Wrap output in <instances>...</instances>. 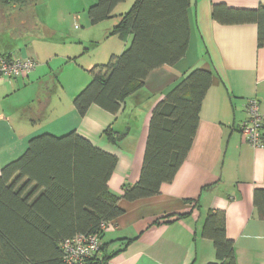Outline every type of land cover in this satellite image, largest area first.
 <instances>
[{"label": "crops", "instance_id": "0c3cea01", "mask_svg": "<svg viewBox=\"0 0 264 264\" xmlns=\"http://www.w3.org/2000/svg\"><path fill=\"white\" fill-rule=\"evenodd\" d=\"M38 4L18 6L0 0V56L38 61L27 78H0V173L25 153L32 138L46 133L61 137L76 130L91 142L95 143L91 138L103 140L107 152L118 157L109 188L120 197L124 184L134 185L140 180L153 108L192 70H209L213 83L203 100L186 160L158 195L133 202L120 199L125 213L111 222L103 242H113L109 252L123 251L109 264L217 262L213 242L201 236L210 209L226 213V233L235 243L237 264H264V220L254 205L255 191L264 189V148H253L240 133L241 124L248 119L250 99L258 100L264 115V46L258 45L257 24L223 25L212 18L213 5L256 9L264 0H192L186 55L174 65L153 70L144 87L127 99L123 112L113 115L93 105L81 117L73 102H67L54 119L42 123L54 99L52 88L58 82L50 74L51 78H46L47 65L58 55L51 43L65 35L42 21L44 7ZM132 4L130 1L129 8ZM118 20L115 17L105 24V39L117 37L109 33ZM109 25L112 27L107 28ZM64 57L71 60L67 53ZM84 84L75 89L73 98ZM60 91L58 88L56 92ZM127 109L137 120L133 132L139 140L131 153L109 144L102 135L107 126L113 124L115 128L117 118ZM182 213L191 214L168 218ZM129 240L134 241L127 245Z\"/></svg>", "mask_w": 264, "mask_h": 264}, {"label": "trees", "instance_id": "16d2710c", "mask_svg": "<svg viewBox=\"0 0 264 264\" xmlns=\"http://www.w3.org/2000/svg\"><path fill=\"white\" fill-rule=\"evenodd\" d=\"M125 1L93 0L87 9L91 24L114 19V10ZM3 2L18 6L34 3L36 7L39 0ZM191 2L134 0L130 10L119 15L109 36L124 42L131 37L132 41L108 63L88 70L91 82L73 99L79 116L85 117L93 105L119 115L153 70L174 65L186 55ZM212 18L223 25L257 24L258 45L264 46V5L237 9L216 4ZM212 83L211 71L194 69L156 104L140 180L134 185L124 184L120 197L109 188L118 163L116 155L76 130L61 137L46 133L32 138L25 153L0 173V264H64L63 244L77 235L99 234L103 240L106 232L101 225L125 213L119 205L121 198L133 202L158 195L163 184L174 180L187 158ZM129 133V128L118 131L111 124L102 135L109 144L119 145ZM254 205L264 220V189L255 191ZM190 214L168 218L181 219ZM201 236L210 239L216 250L217 262L208 264H237L235 243L226 233L224 211H207ZM112 243L103 242L100 253L88 258L86 264H109L123 251L109 252Z\"/></svg>", "mask_w": 264, "mask_h": 264}, {"label": "rangeland", "instance_id": "374dc122", "mask_svg": "<svg viewBox=\"0 0 264 264\" xmlns=\"http://www.w3.org/2000/svg\"><path fill=\"white\" fill-rule=\"evenodd\" d=\"M92 1L93 0H39L40 5L38 7H44L42 21L45 22L46 25L58 29L65 35L61 41L53 40L54 42L51 43L53 49L57 50L58 55L47 65L48 74L46 78H51L48 77L49 74L50 76L56 77L59 86L57 82L52 88L54 89L53 91H55L53 92L54 99L49 106L48 114L43 117L40 123L50 118L54 119L59 114L58 110L61 105L65 106L67 102H73V93L75 89H78V87L85 83L83 88L80 89L82 90L91 82L92 76L88 70L92 66L99 63H108L113 53L121 54L132 41L131 37L127 42L122 41L118 37L105 39L107 33L105 32L104 26L105 24H110L113 19L105 20L95 25L91 24L87 9L90 7ZM130 1L134 2V0H126L119 4L116 10H114L113 15L119 18L120 14L129 11L131 8H129ZM111 27L112 26L109 25L107 28ZM64 43L67 45H62ZM64 53H67L71 60L66 59ZM52 84L53 82H51V85ZM58 88L62 91L56 92ZM147 107H149V105ZM141 111L142 107L138 108L136 112L139 113ZM117 119L115 124L116 130L124 131L129 127L131 129V134L128 135L124 141L119 143V146L123 150L131 153L139 144L138 134L133 132L136 128L137 120L136 118L134 119L129 109L124 112L120 119ZM131 121H133L132 125L130 124ZM139 122L140 117L138 118V123ZM139 124L138 127L141 129ZM91 139L95 141V143H93L97 147L105 149L103 145H105L106 142L99 138Z\"/></svg>", "mask_w": 264, "mask_h": 264}, {"label": "built area", "instance_id": "2783aa9c", "mask_svg": "<svg viewBox=\"0 0 264 264\" xmlns=\"http://www.w3.org/2000/svg\"><path fill=\"white\" fill-rule=\"evenodd\" d=\"M38 62L33 58H11L0 56V78L24 79L35 70ZM248 119L241 124L240 133L246 143L253 148H264V115L256 99L247 103ZM111 223H103L101 230L107 232ZM103 240L99 234L77 235L67 240L62 249L65 253L64 264H86L88 258L100 253Z\"/></svg>", "mask_w": 264, "mask_h": 264}]
</instances>
